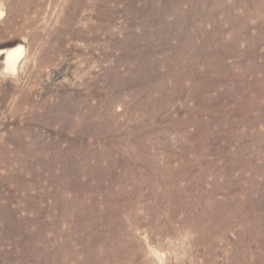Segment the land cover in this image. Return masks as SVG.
Listing matches in <instances>:
<instances>
[{
	"label": "rangeland",
	"instance_id": "rangeland-1",
	"mask_svg": "<svg viewBox=\"0 0 264 264\" xmlns=\"http://www.w3.org/2000/svg\"><path fill=\"white\" fill-rule=\"evenodd\" d=\"M0 11V264H264V0Z\"/></svg>",
	"mask_w": 264,
	"mask_h": 264
},
{
	"label": "bare ground",
	"instance_id": "bare-ground-1",
	"mask_svg": "<svg viewBox=\"0 0 264 264\" xmlns=\"http://www.w3.org/2000/svg\"><path fill=\"white\" fill-rule=\"evenodd\" d=\"M3 16V12L0 11V18ZM22 55V49L12 50L5 53V64L11 69L16 68V64Z\"/></svg>",
	"mask_w": 264,
	"mask_h": 264
}]
</instances>
